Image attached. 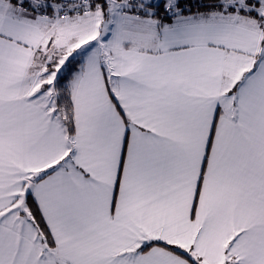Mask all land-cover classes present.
<instances>
[{
  "label": "snow or ice",
  "instance_id": "6c2138e0",
  "mask_svg": "<svg viewBox=\"0 0 264 264\" xmlns=\"http://www.w3.org/2000/svg\"><path fill=\"white\" fill-rule=\"evenodd\" d=\"M0 264H264V0H0Z\"/></svg>",
  "mask_w": 264,
  "mask_h": 264
}]
</instances>
